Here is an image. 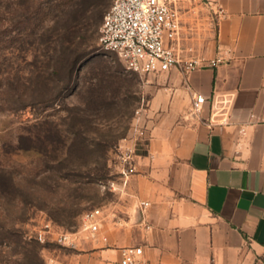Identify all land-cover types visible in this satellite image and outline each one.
Masks as SVG:
<instances>
[{
    "label": "rangeland",
    "instance_id": "obj_1",
    "mask_svg": "<svg viewBox=\"0 0 264 264\" xmlns=\"http://www.w3.org/2000/svg\"><path fill=\"white\" fill-rule=\"evenodd\" d=\"M10 1L17 21L23 1L33 10L41 6L28 35L19 24L2 26L3 37L14 40L0 45L1 89L11 71L19 104L0 105V170H11L16 181L11 190L0 189V264H119L121 248L136 244L118 252L103 240L106 223L93 234L82 221L95 207L122 199L118 148L162 84L157 75L128 70L103 47L101 25L113 0H0L4 16ZM179 6L184 47L206 54L215 13L201 0ZM47 221L72 233L76 244L45 232L41 240Z\"/></svg>",
    "mask_w": 264,
    "mask_h": 264
},
{
    "label": "crops",
    "instance_id": "obj_2",
    "mask_svg": "<svg viewBox=\"0 0 264 264\" xmlns=\"http://www.w3.org/2000/svg\"><path fill=\"white\" fill-rule=\"evenodd\" d=\"M217 1L206 55L225 61L157 75L137 172L104 209L103 240L142 264H264V0Z\"/></svg>",
    "mask_w": 264,
    "mask_h": 264
},
{
    "label": "built area",
    "instance_id": "obj_3",
    "mask_svg": "<svg viewBox=\"0 0 264 264\" xmlns=\"http://www.w3.org/2000/svg\"><path fill=\"white\" fill-rule=\"evenodd\" d=\"M180 0H113L106 11L102 25L100 41L103 47L116 53L125 63L126 68L140 74L159 75L172 68L188 72L204 66L215 67L225 61L222 55L209 57L206 54H196L193 47H184L182 33V10ZM209 5L215 15L224 12L217 0H201ZM206 102V96L197 93L193 107L199 111ZM147 112L141 107L137 113L138 123L132 133L121 143L119 159L121 174L125 179L137 172L136 157L137 142L146 134V127L139 124ZM244 130V129H242ZM150 205L147 200L140 201V207L145 209ZM103 207H95L85 213L82 229L90 233L101 230L104 220ZM52 234L56 240L64 244L75 245L76 238L72 233L56 230L51 221L44 224V230L39 233ZM143 246L128 245L120 250L119 264H142Z\"/></svg>",
    "mask_w": 264,
    "mask_h": 264
},
{
    "label": "trees",
    "instance_id": "obj_4",
    "mask_svg": "<svg viewBox=\"0 0 264 264\" xmlns=\"http://www.w3.org/2000/svg\"><path fill=\"white\" fill-rule=\"evenodd\" d=\"M13 2L10 1V3H8L7 5V16H4L1 12H0V45L2 42H7L10 43V47L12 46L11 44H13V40H14V36L6 35V37H3V30H2V26L3 24L6 22V24L9 27V30L12 28H16L18 27V24L21 25L22 28V32L25 35L29 34V22L31 21L32 17L34 16V13H37L40 6L35 7V10H33V6L31 5V3H29V1H23V10L21 11V13L19 14L20 19L17 21L15 19L16 13L13 11ZM17 18V16H16ZM13 30V29H12ZM72 71H73V67H72ZM2 76L1 73V68H0V78ZM3 79V78H2ZM5 81H4V88L1 89V84H0V105L3 108H16L17 104H19V102H17V100H15V96H16V91L17 90V86L15 85V80L14 77L12 76V72L9 71L8 74L4 77ZM28 100L24 99L23 101H21V106H26L28 104ZM15 176L13 175L11 170H0V189H5V190H11L14 186H15Z\"/></svg>",
    "mask_w": 264,
    "mask_h": 264
}]
</instances>
